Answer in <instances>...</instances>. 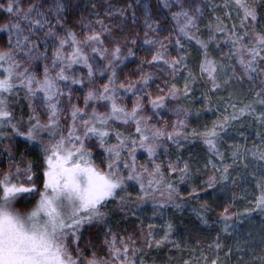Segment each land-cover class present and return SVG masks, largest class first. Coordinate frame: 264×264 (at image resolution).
<instances>
[{"label": "snow or ice", "instance_id": "obj_1", "mask_svg": "<svg viewBox=\"0 0 264 264\" xmlns=\"http://www.w3.org/2000/svg\"><path fill=\"white\" fill-rule=\"evenodd\" d=\"M104 16L0 0V264H264V0ZM243 119L251 143L229 137ZM184 211L215 225L211 256L173 238Z\"/></svg>", "mask_w": 264, "mask_h": 264}, {"label": "trees", "instance_id": "obj_2", "mask_svg": "<svg viewBox=\"0 0 264 264\" xmlns=\"http://www.w3.org/2000/svg\"><path fill=\"white\" fill-rule=\"evenodd\" d=\"M224 95L226 96L227 94L225 93ZM223 108H224V105H220L219 108L215 107V98H214V106L212 108V111L203 113L204 121L210 122L211 120L215 119L217 115H222L223 114ZM229 111H231V109H229ZM240 132H243L245 136L249 137V143H251V141L255 138L256 124L254 122H252L250 124L249 119H243L241 121L236 122L234 124V126L229 129L228 134H229V137L231 139H234L236 141H242L243 137H241L239 135ZM222 146L224 148H226L227 144L225 143ZM190 147H192V146H190ZM197 150H198V148H197ZM239 179L240 178H238V180ZM249 179H251V178L249 177ZM196 183H199V180H197ZM242 188H243V183H241L240 189H237L238 194ZM217 189H219V185H217ZM213 191L214 190H212V189L208 190L209 193H212ZM200 195L202 197L205 196L204 193H200ZM227 198L228 199L231 198V191L227 192ZM214 199H216L218 203H222L223 200L225 199V193L217 191L215 193ZM192 203L194 204L195 201L193 200ZM244 206H245L244 202L239 201L237 203L235 210L242 209ZM169 212H171V210H169ZM148 215L149 216L151 215L150 207H149ZM212 215L215 216V213H213ZM154 219H156L157 222L159 221L158 217L154 218ZM210 223H211V221H210ZM259 224H260L259 217L258 216L254 217L255 227L258 228ZM176 225H177V232L173 237L174 239H176L178 242H181L182 244H183L184 239H187L189 249L197 248V251L195 253L196 257L200 256V252H199L200 248H204L206 250L205 255H209V256L212 255V252L207 251V245L216 236L215 225H212L211 228H204L203 225L199 224V221L196 219V217L188 211H184L183 213L179 214V219L176 220ZM185 225L187 227H185ZM234 238H235V235L233 237V240H234ZM197 239H199L201 241V243L199 245L196 243ZM233 240H225V241H223V243H226V244L232 243ZM225 251H227L226 248H225ZM158 255H159V261L161 262V264H163V262L166 261L169 256H172L174 261L178 255H184L185 259H188L190 257V253L189 254L176 253L175 250L170 251L168 248H165L163 250V252L159 253ZM220 259H221V261L224 262V264H228V258L224 256V253L220 254ZM192 264H196L195 259H193ZM231 264H236V256L235 255L231 257Z\"/></svg>", "mask_w": 264, "mask_h": 264}, {"label": "rangeland", "instance_id": "obj_3", "mask_svg": "<svg viewBox=\"0 0 264 264\" xmlns=\"http://www.w3.org/2000/svg\"><path fill=\"white\" fill-rule=\"evenodd\" d=\"M217 3L220 2V0H215ZM153 3H155V0H152ZM73 3H79L80 8L83 10V13L85 15H89V13H99V18H102L107 23L110 18L104 16V10L108 6V4H115L116 6H120L125 3V0H73ZM96 4L97 7L95 9L91 8L92 4ZM210 15V12L208 13ZM95 21L97 18L95 15L90 17ZM2 22V21H0ZM0 38L6 39L5 33H0ZM186 187V185H185ZM85 236L87 237V233H85ZM214 251V250H213Z\"/></svg>", "mask_w": 264, "mask_h": 264}]
</instances>
